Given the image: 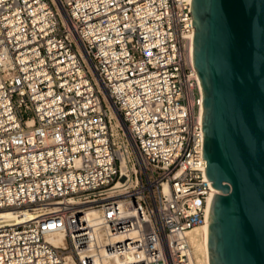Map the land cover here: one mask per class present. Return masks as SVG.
I'll list each match as a JSON object with an SVG mask.
<instances>
[{
    "label": "built area",
    "instance_id": "built-area-1",
    "mask_svg": "<svg viewBox=\"0 0 264 264\" xmlns=\"http://www.w3.org/2000/svg\"><path fill=\"white\" fill-rule=\"evenodd\" d=\"M193 33L190 0H0V213L33 217L0 264H196Z\"/></svg>",
    "mask_w": 264,
    "mask_h": 264
},
{
    "label": "water",
    "instance_id": "water-1",
    "mask_svg": "<svg viewBox=\"0 0 264 264\" xmlns=\"http://www.w3.org/2000/svg\"><path fill=\"white\" fill-rule=\"evenodd\" d=\"M209 264H264V0H190Z\"/></svg>",
    "mask_w": 264,
    "mask_h": 264
},
{
    "label": "bare ground",
    "instance_id": "bare-ground-1",
    "mask_svg": "<svg viewBox=\"0 0 264 264\" xmlns=\"http://www.w3.org/2000/svg\"><path fill=\"white\" fill-rule=\"evenodd\" d=\"M32 218L33 217L25 211L18 214L12 212H1L0 226L17 224ZM207 225L208 221L205 225L196 226L187 233V239L192 247L196 264H209L207 251ZM51 241L53 243H57L60 241V238H57L56 240L53 239Z\"/></svg>",
    "mask_w": 264,
    "mask_h": 264
}]
</instances>
